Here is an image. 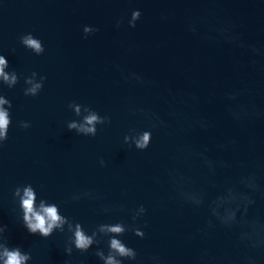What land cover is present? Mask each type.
<instances>
[{"label":"water","instance_id":"obj_1","mask_svg":"<svg viewBox=\"0 0 264 264\" xmlns=\"http://www.w3.org/2000/svg\"><path fill=\"white\" fill-rule=\"evenodd\" d=\"M85 25L98 31L85 36ZM25 33L42 41V54L20 43ZM0 54L20 75L13 88L0 84L12 101L0 224L9 246L31 253L28 264H103L96 245L65 253L67 226L48 238L27 231L12 193L28 183L89 234L100 223L132 224L144 205L135 223L145 236L120 237L137 252L123 264H264V0H0ZM33 71L47 79L25 96ZM72 101L110 123L94 137L68 130L81 119ZM131 129L151 131L147 149L124 143ZM228 188L255 201L231 226L211 213Z\"/></svg>","mask_w":264,"mask_h":264},{"label":"clouds","instance_id":"obj_2","mask_svg":"<svg viewBox=\"0 0 264 264\" xmlns=\"http://www.w3.org/2000/svg\"><path fill=\"white\" fill-rule=\"evenodd\" d=\"M140 10H133L128 23L130 27H135L136 21L140 18ZM121 21H117L119 26ZM98 31L90 25H85L83 32L85 36ZM20 43L27 49H30L36 55H40L45 51L42 41L35 37L32 33H25L19 37ZM9 68V63L3 54H0V84L7 85L8 88H13L19 83L20 75L13 69L6 71ZM46 76L40 75L33 71L30 75L24 77L23 89L25 96H37L43 88ZM139 79V77H137ZM234 98V97H233ZM68 107L73 110L77 117L81 119H73L67 122L68 130H74L78 135L95 136L97 134V125L110 123V116H101L90 106L82 105L76 101L69 103ZM12 101L7 99L5 95L0 94V147H3L4 142L8 139V130L12 124L10 109ZM18 126L27 129L31 126L29 121H18ZM152 133L150 130L137 131L131 129L124 136V143L129 146L134 145L138 150H145L151 142ZM101 166L105 165L103 158L100 159ZM205 163L212 167V162L205 159ZM247 188L256 190L257 185L254 179L248 178L244 181ZM13 198L17 201L22 212V224L27 231L34 235H39L48 238L54 231L63 233L65 226L67 231L71 233L69 242L65 246V253L70 257L73 252V247L81 253L87 252L93 245H96L95 255L103 264H123L125 259L136 260L137 252L134 248L129 247L120 237L127 231L133 232L136 236L143 238L145 232L136 225L139 217L146 213L144 205H140L133 210L132 224H126L123 221L114 223H100L89 234L80 222H74L71 218L61 214L60 207L55 202H50L44 198L37 197L36 189L31 183L17 185L13 190ZM84 195H87L85 193ZM184 199L194 205L199 206L203 203V196L194 192H181ZM73 200L80 199L79 195H73ZM38 201V202H37ZM255 201L247 192H237L233 188H228L226 193L218 196L211 206V213L221 223L231 226L237 223V213L243 208V213L246 214L248 206L254 204ZM233 205H235L233 207ZM108 211L107 208L104 209ZM211 225V221H209ZM256 223H253V228ZM7 230V225L0 224V264H28L32 259L30 252H25L19 246H9L7 238L4 235ZM248 234H242V238ZM107 238V253L103 248L99 247L104 238ZM255 246V244H254ZM155 259V258H154ZM64 264H70L66 260Z\"/></svg>","mask_w":264,"mask_h":264}]
</instances>
